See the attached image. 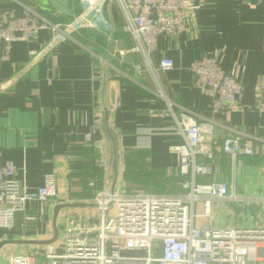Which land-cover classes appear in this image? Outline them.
Masks as SVG:
<instances>
[{
	"label": "crops",
	"instance_id": "obj_1",
	"mask_svg": "<svg viewBox=\"0 0 264 264\" xmlns=\"http://www.w3.org/2000/svg\"><path fill=\"white\" fill-rule=\"evenodd\" d=\"M59 1L69 13L57 11L49 0H0V15L12 8L19 11L18 2L34 5L59 23L83 10L81 0ZM100 15L105 22L80 27L72 32L73 40L63 39L52 47L47 28L30 40H14L9 60L0 63V160L12 161L16 176L31 188L50 171L58 181L57 199L26 202L11 226L0 227V264H8L17 253L30 255L32 264H46L47 244L16 241L50 239L56 204L63 206L55 217V242L63 241L69 226L87 225L86 217L96 212L94 189L112 187L114 152V190H187L188 177L180 175L177 157L170 151L181 139L173 133L174 120L166 114L159 90L202 116L242 129L250 136L241 142L256 150L255 155L215 154L212 177L227 180L228 192L240 199H211L207 214L201 202L195 203L194 224L251 226L262 221L263 206L247 198L264 193V113L255 108L258 83L264 77V1L188 0L182 33L160 35L148 62L132 49L134 40L115 0H106ZM207 54L215 55L242 83L238 108L211 113L209 98L195 87L189 65ZM161 57L170 58L172 67L157 70ZM103 74L105 107L99 98ZM226 134L225 128L215 126L203 142L220 145ZM207 179L197 177L201 182Z\"/></svg>",
	"mask_w": 264,
	"mask_h": 264
},
{
	"label": "built area",
	"instance_id": "obj_2",
	"mask_svg": "<svg viewBox=\"0 0 264 264\" xmlns=\"http://www.w3.org/2000/svg\"><path fill=\"white\" fill-rule=\"evenodd\" d=\"M105 1L81 0L82 12L64 23L49 20L32 4L18 2L19 11L12 8L0 15V63L9 60L14 40H30L40 28L50 31L48 46L52 47L63 39L73 40L72 32L80 27L105 22L100 15ZM115 1L134 40L132 49L140 52L145 62L156 49L160 35H179L184 29L183 14L188 0ZM172 65L170 58L161 57L157 70L165 71ZM189 69L199 93L209 98L211 113L239 107L243 85L215 55L207 54L191 61ZM258 92L255 108L264 113V77L258 83ZM157 95L165 103L166 114L174 120L173 133L181 139L170 146V151L177 157L180 175L188 177L184 180L187 190L155 194L94 189L96 212L86 217L84 227L67 228L60 253L53 244L45 246L46 264H264V219L251 226L194 224L193 207L197 201H202L203 214H207L211 199H240L228 192L227 180L212 177L214 156L216 153L232 157L239 153L255 155L252 145L241 142L250 135L175 103L161 90ZM215 126L225 128L227 134L220 145L210 146L203 142V136ZM16 173L12 161L0 160V227L11 226L16 211L23 209L26 202L58 198L54 171L45 173L42 182L34 188ZM197 177L208 179L201 182ZM89 184L95 183L91 180ZM247 199L260 203L264 210V193ZM8 264H32V259L28 254L17 253Z\"/></svg>",
	"mask_w": 264,
	"mask_h": 264
},
{
	"label": "water",
	"instance_id": "obj_3",
	"mask_svg": "<svg viewBox=\"0 0 264 264\" xmlns=\"http://www.w3.org/2000/svg\"><path fill=\"white\" fill-rule=\"evenodd\" d=\"M51 6L56 9L57 11H60V12H64V13H69L65 8L64 6L60 3L59 0H49ZM195 78V76H194ZM105 88H106V76L105 74H103V78H102V84H101V88H100V93H99V98H100V102L102 104L103 107H105ZM110 99L111 101H114V95L111 94L110 95ZM44 113H45V117L47 118V109L44 110ZM116 161H117V158H116V154L115 152L113 153V157H112V161H111V168H112V171H113V183H112V187L110 188L111 190H113V184L115 182V179H116V174H117V168H116ZM63 204H56L53 208V219H52V228H53V235L50 239H46V240H41V241H28V240H19V241H16V242H21V243H41V244H50L52 243L55 238L57 237V234H58V231H57V228H56V225H55V217H56V214L58 212V209L60 207H62Z\"/></svg>",
	"mask_w": 264,
	"mask_h": 264
},
{
	"label": "rangeland",
	"instance_id": "obj_4",
	"mask_svg": "<svg viewBox=\"0 0 264 264\" xmlns=\"http://www.w3.org/2000/svg\"><path fill=\"white\" fill-rule=\"evenodd\" d=\"M128 187V186H127ZM128 188H131V187H128ZM199 202H201L202 203V201H197L196 202V204L197 203H199ZM258 205V204H257ZM259 205H261L260 203H259ZM259 207V206H258ZM260 210V209H259ZM237 211H239V208H237ZM261 214H262V220L264 219V210H263V212H261ZM62 240L60 239V240H57L56 242L54 241V247H55V251H57V252H61L62 250H63V247H62ZM33 257H35L36 259L38 258V255H34Z\"/></svg>",
	"mask_w": 264,
	"mask_h": 264
}]
</instances>
